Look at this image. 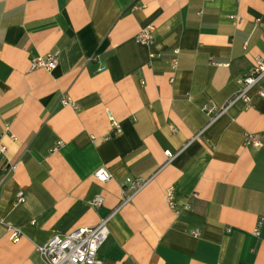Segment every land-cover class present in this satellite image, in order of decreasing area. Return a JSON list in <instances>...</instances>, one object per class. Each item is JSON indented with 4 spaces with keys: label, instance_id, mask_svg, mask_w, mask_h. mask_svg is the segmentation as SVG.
I'll list each match as a JSON object with an SVG mask.
<instances>
[{
    "label": "crops",
    "instance_id": "0c3cea01",
    "mask_svg": "<svg viewBox=\"0 0 264 264\" xmlns=\"http://www.w3.org/2000/svg\"><path fill=\"white\" fill-rule=\"evenodd\" d=\"M262 28L264 0H0V264H44L37 247L116 208L102 264H264V97L202 110L264 58ZM128 178L150 181L118 207Z\"/></svg>",
    "mask_w": 264,
    "mask_h": 264
},
{
    "label": "built area",
    "instance_id": "2783aa9c",
    "mask_svg": "<svg viewBox=\"0 0 264 264\" xmlns=\"http://www.w3.org/2000/svg\"><path fill=\"white\" fill-rule=\"evenodd\" d=\"M256 24L259 23L257 19ZM262 37H264V28H262ZM153 40V28L149 27L141 31L137 37L136 42L139 45H149ZM177 55V51H174ZM56 57L57 53L48 54L44 57H36L30 60L29 65L31 70L45 69L51 71L56 67ZM175 64V59L173 60ZM241 86L240 90L233 95L225 105L216 109L205 105L203 107V112L209 117V124L216 121L220 116L227 113V111L234 106L236 103H242L245 108H248L251 101L250 91L257 87L256 95L259 97H264V58L256 57L254 59V64L250 69L248 75L243 77L238 81ZM63 105L71 104L69 99L62 100ZM109 121L111 123L112 129L116 132H120V128L117 123H115L110 115H108ZM202 134V131L194 136L198 138ZM14 140L13 137H10ZM62 143H57L54 147V151ZM244 145L248 147L259 148L261 142L257 135L248 134L245 136ZM7 148L0 140V156L5 157ZM165 158L166 162H170L174 155L166 152ZM4 168L8 174H11L15 170L14 165H9L5 163ZM94 179L99 183H106L110 179V174L105 169L97 170L94 175ZM150 181L139 179H126L122 185V199L118 207L126 205L131 202L133 197L140 192ZM166 201L171 208H174V203L172 201V195L170 192L166 194ZM16 204H21L24 202V195L22 191H19L16 195ZM103 199L101 195L95 196L90 202L91 207L94 210H98L102 207ZM189 209L188 205L182 207V210ZM118 210L116 208L111 214L105 218H101L99 222L93 227L78 228L70 231L69 233L63 235H56L52 237L44 246L37 247V252L42 258L44 264H102L98 258V251L103 245L108 236V223L111 217ZM2 221L0 220V223ZM7 230L10 233V241L17 243L20 238V233L17 229L8 227ZM257 234V231H255ZM197 235V231L194 232Z\"/></svg>",
    "mask_w": 264,
    "mask_h": 264
}]
</instances>
